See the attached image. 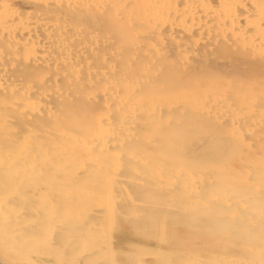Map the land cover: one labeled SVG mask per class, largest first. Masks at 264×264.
<instances>
[{
  "label": "bare ground",
  "instance_id": "bare-ground-1",
  "mask_svg": "<svg viewBox=\"0 0 264 264\" xmlns=\"http://www.w3.org/2000/svg\"><path fill=\"white\" fill-rule=\"evenodd\" d=\"M91 15L104 17L117 33L118 38L115 36V39H111L106 32L100 33L97 26L96 29L87 26L86 20L91 19ZM96 23L94 24L97 25ZM202 52L207 53L209 60L214 57V61L218 63L222 62L219 59H225L223 52L224 54L227 52V55L231 53L234 57L237 55V60L239 58L242 60L241 63H247L244 67L253 66L262 75L257 79L258 84H254V86L258 85V88L255 86L254 90V86L251 85L253 86L251 92L249 84L253 82L248 80L249 77L245 80L247 82L244 81L245 84L249 81V84L243 85L246 88H242L236 85L238 81H230L232 78L225 77L226 82L222 77L221 81V78H218L219 73L215 76L211 73L204 74V70H201L203 73L200 75L192 73L189 75L190 71L185 70L200 57ZM232 55H229V59ZM178 72L182 74L187 72L188 76L175 74ZM216 73L217 71L214 74ZM241 78H245V75ZM236 86L242 88L243 91L239 90L242 91L241 94L236 91L238 88ZM244 89L251 92L250 95L246 94ZM235 91L241 101L235 97ZM195 114L223 125L224 130L220 127L221 131L218 127L222 132L218 133L227 138L235 140L242 138L243 135L263 136L264 132L258 134L260 133L258 130L264 126V0H0V144L8 142L10 145L12 144L10 142H13L14 145V142H22V146L25 144L27 147L28 154L23 153L22 156L20 154V159L24 156L23 160L25 157L27 160H33L31 156L36 151H43L46 145L42 146V140L47 138L52 143L51 145L48 143V146H52L55 152L58 151L54 156L51 155L53 162H50L43 151L41 154L44 156L41 155V159L43 156L48 158L47 161L44 159L41 163L42 160H36L35 157L36 162L29 161L36 163L34 165L26 160V164H29L28 171L24 169L29 176L41 165L44 168H47L45 166L48 164L52 166V169L50 165L48 166V170H52L53 175L51 184L39 183L41 186L39 190L37 189V194L45 193L48 188L53 190L50 193L53 195V201L51 200L50 203L58 199L54 203H58L64 211L95 206L102 209L104 205L105 211L109 212L114 186L120 185L126 188L129 183L140 181L139 172L142 171L143 175L152 177L153 182L171 185L172 188L175 186L173 188L175 191L171 192H175L177 196L181 191L183 202L186 200L194 201V204L198 202L197 208H193L196 210L195 214L206 210L214 215L223 216L225 222L219 220L220 216H217L219 219L216 218V222L219 220L222 225L227 223V226H234L232 213L235 212V222L237 221L235 226L245 225L247 220L241 223L240 218L243 215L237 213V209H243L244 212L246 206L254 204L255 198L261 197L259 191L264 193V160L262 159L264 156L252 154L255 155L254 160L251 157V160L246 161V168L242 167L243 171H238L226 163L216 166L207 163L209 165L207 166L200 161L198 167L194 164L197 168L193 169L180 163L164 167L165 161L160 154L166 156L167 153L162 151L152 152L153 154L150 151L144 153L149 150L144 149L142 153L144 155L141 154L144 144H152L156 134L168 135L171 131L173 134L170 135L173 136L174 141L169 139V142H173L175 144L173 146L178 148L186 147V140L190 138L187 134L192 130L191 123L188 124L189 119L192 120L191 117L193 118ZM191 125L195 127L194 124ZM170 126L175 129L172 130ZM199 127L201 126L198 125L197 128ZM167 129L169 132L166 131ZM199 134L197 136L203 135V138H206L204 134ZM36 137L40 140L32 141ZM164 139L161 140V144L164 148H168V154L172 155L174 151L171 152L169 149L173 143H166ZM163 141L165 142L162 143ZM190 141L193 139H190L189 143ZM164 144H167V147ZM257 144L259 151L264 154V143L257 142ZM13 145L12 148L15 147ZM1 146L2 167L3 162L6 165L11 160L9 156L13 159L15 155V159H19L16 158L18 156L16 150L14 151L17 155L9 153L11 150L3 153L2 151L5 150L1 151ZM159 146L156 147L157 150L164 149L162 145ZM211 152L213 154V151ZM36 154L40 158L39 153ZM185 154L181 151V154L177 155L180 158L179 162L184 161V164L190 159ZM216 154L215 156L218 155ZM177 156L174 154L175 158ZM196 159L199 160L200 156ZM204 159L206 161L208 158ZM190 160L187 161L191 163L192 159ZM22 162L26 166L25 161ZM37 162H40V165ZM2 167L0 171H4ZM123 168L131 170L132 173L117 172V169ZM42 169L43 167L40 173ZM45 173L43 176L46 175ZM5 176H8L7 173ZM25 179L21 178L16 183L10 182L11 180L0 182V189L8 191L10 199L9 204L0 207V264H48L49 262L42 260L47 249L39 246L45 244L48 237L50 238L52 226L46 223V219L39 221L40 217H33L30 214L32 204L28 199L32 193L21 190L26 188ZM18 182H21V189ZM176 188L179 189L178 193ZM238 191L243 192L239 194ZM116 196L115 199L118 197ZM77 198L78 200L75 201ZM98 208H95L96 211L104 210ZM119 209L122 210V207ZM131 210L135 213V209L131 208ZM192 212L194 211H191L189 216ZM77 215L81 216V214ZM77 215L73 220H78ZM72 216L67 214L63 219L70 221L71 219L68 218ZM106 217L110 218L108 214ZM196 217L195 215L194 218ZM109 218L106 222H109ZM162 218L165 219L163 215ZM204 218L207 219V216ZM204 218L202 217V224ZM152 219L154 220V217ZM196 222L194 220V224ZM149 223L154 224V229L158 226L151 220L147 225ZM108 226L107 229L110 228L109 224ZM151 231H153L152 227ZM108 244L110 247V243ZM110 249L111 254L113 250ZM248 250L251 255L256 252L254 247ZM189 256L193 257V254ZM221 257L223 258L224 255ZM250 259L243 258L239 264H264V261L257 262Z\"/></svg>",
  "mask_w": 264,
  "mask_h": 264
},
{
  "label": "rangeland",
  "instance_id": "rangeland-1",
  "mask_svg": "<svg viewBox=\"0 0 264 264\" xmlns=\"http://www.w3.org/2000/svg\"><path fill=\"white\" fill-rule=\"evenodd\" d=\"M90 18L91 19L86 20L87 26H89V27L92 26V27H94V29H96V26H97L100 33L104 34V32H106V35H108L111 39H115V36L118 38L117 33H115L113 31V29H112L113 27L109 24V22L104 17H102L100 15H91ZM94 21H97V23ZM94 23H96L97 25H95ZM113 34H114V36H113ZM202 53H201L200 57L196 58L192 62V64L187 68V70H185V71H190V72H188V74L192 73V74L200 75V73L201 74L203 73L202 72L203 70H204V74L206 73L209 75L211 73V75L216 76L219 73L220 76H218V78H221L220 79L221 81H222V77H224V78L227 77L228 79L232 78L230 81H232V80H236L234 82L238 81L236 83V85H240V87H242V88H246V86L244 87L243 85L249 84V81H248V83L245 84V82H247L245 80H247L248 77H249L248 80L253 82V84L252 83L249 84L250 88H251L254 86V84H258L257 79L259 78V76H262L259 74V71L256 68L254 69L253 66L251 67L248 64L249 67H247L249 69L251 68L252 70L251 69L248 70L246 67H244V66H246L247 63L246 62L241 63L242 60H240L239 58L237 60L236 54H235L236 57H234L231 53L227 55L226 54L227 52H225V54L223 52L222 54L224 56L223 55L222 56L225 59H219V61H222V62L218 63V61L217 62L214 61L215 60L214 57H212V59L210 58L211 60H209V57H207V55H206L207 53H204V52H202ZM218 54H221V53H218ZM229 55L230 56L232 55L231 59H229L230 58ZM233 57H234V59H232ZM238 61H239V64H238ZM253 69H254V71H253ZM205 70L209 73H207ZM215 71H217L216 74H214ZM233 71H234V73H233ZM175 74H177L179 76H181V75L185 76V74H187V72H183V74L181 72L180 73L178 72ZM188 74H187V76H188ZM221 74H222V76H221ZM246 74L248 76H246ZM189 75H191V74H189ZM244 75H245V78L242 79L241 77H244ZM240 79H242V80H240ZM225 80L227 82L226 78L223 81H225ZM230 81L228 80V82H230ZM240 81H243V82H240ZM251 85H253V86H251ZM255 86L257 87L258 85H255ZM255 86H254V90L256 89ZM240 87L236 86L237 89L235 88L236 91L238 90L237 91L238 93H240V92L242 93V91H243L242 88H240ZM252 89L253 88H251V92L253 91ZM239 90H242V91L239 92ZM236 91H235V93H236ZM244 91L246 94L249 93L245 89H244ZM238 93L235 94V97H237V98L239 97V96H237ZM250 93L248 95H250ZM238 99H240V98H238ZM236 100L237 99H235V102H236ZM239 101H241V99ZM239 101H237V102H239ZM79 106L81 107L82 105H79ZM195 115H193V118L191 117L192 120L189 119V123H188V124H190V123L194 124L195 127H193L190 124V129L192 127V130H191L192 132L190 131V133L187 134L188 135L187 137H190L188 139V141L186 140V143H185V146L187 145L186 146L187 148L186 147L183 148L182 146L178 148V146L177 147L173 146V145H175L173 142H169V139H170V141H174L173 136L170 135V133L173 134V132L171 131L168 135H166V133H165L164 135L158 134V136H157V134H156L155 135L156 137L154 136L155 139L153 140L152 144L151 143L144 144L145 147L142 149L141 154L143 153L144 149L145 150L149 149L147 151H144V153L149 152V151L151 153L162 151V153L165 152L168 154V152H167L168 148L167 149L164 148L163 144H161V140L166 137V139H164L166 141V143L167 142L169 144L173 143L171 145V148L169 147L170 148L169 151L171 150V152L172 151H174V152L172 155L166 154V156H168V157L164 156L163 154H160V156H162V159L165 161L164 167L166 165H167V167H171V165H174L175 163H180V164H183L185 167L188 166V168L190 167L191 169H193L197 165H199L200 162H201V164H204V165H207V163L209 165L214 164V166L226 163L231 168L235 167V170L238 169V171H240V170H242L241 169L242 167L244 169L246 168V166H247L246 161L247 160H251V157L254 160L253 156H255V155H252V154H256V156H257V154H259L260 156L261 155L264 156V154L261 153L259 151V148L256 146L257 142L264 143V133H263L264 132V128H263L264 126L262 128L260 127L258 130V132H260L258 134L263 133L262 137L261 136H256V137L253 136L254 138H256V140L252 137V135H243L242 138H238L239 140L238 139L234 140L231 138H227L226 136H222V134H219V133H222L221 131L223 129L222 128L223 125H221L220 123L218 124V123H215V122H212V121L206 119L205 117H202L199 115L195 116ZM201 123H204V124H201ZM198 125L201 127L197 128ZM218 127L222 128V129L220 128L221 131H219ZM170 128L172 129L173 126L172 127L170 126ZM170 128H168V129L171 130ZM168 129L166 131H168ZM174 129H172V130H174ZM216 129H218V130H216ZM200 131H202V132H200ZM199 132H200V134H199ZM216 132H217V134H216ZM195 133H196V135H194ZM209 133H211L212 135ZM198 134L199 135L204 134V136L206 138H203V135L197 136ZM161 135L162 136L166 135V136L164 138H162ZM223 135H224V131H223ZM199 137H201V138H199ZM215 138H216V142H215ZM259 138H261L262 140H259ZM34 139H35V141H37V139L40 140L39 137H36V138H33L32 141H34ZM156 139H158V140H156ZM190 139L191 140L193 139V141H190V143H189ZM204 139L207 140V141L206 140L204 141L206 143L203 142ZM226 140H228L229 142ZM47 141H49V140L47 138H45L44 140H42L41 144H42V146L44 144H46L43 147V151H44V153H46L45 155L49 158L50 162H53L51 160V158H52L51 155L54 156L58 151L55 152L54 151L55 149L52 146L49 147L48 143H50V145L52 143L50 141L49 142H47ZM165 141H163L162 143H164ZM10 143H12V144L9 145L8 142H2L0 144V145H2L1 151H2V149H4L5 151H2V152L8 153L10 150L11 151L16 150L17 151L16 153H18V156H19V157L17 156L16 158H19V159H15V155H13L15 153V151L9 152V153H12V155L14 156L13 159H12V156H9V158H11V160L14 164L11 162V160H9L7 163L9 167L7 166V164L5 165L4 162H3V165H4L3 167H2V165H0V168L2 167V169L4 170V171H0V176H1L0 182L5 181V180H9V181L11 180L10 182L13 183V181H14L16 183L17 180L20 181L21 178L22 179L26 178L24 180V182H26L25 183L26 188L21 189V184H20L21 182L20 183L18 182V186H20L21 190H27V191H29L30 194L32 193V195L30 196V199H28V200H30V204H32L31 209L29 210L30 214L33 217H38V218L40 217V219H38L39 221L41 219H43V220L46 219L45 220L46 223H48L52 226L50 238L48 237V240H46L47 242L45 244H41L39 246V248L43 247L44 249H47V253L42 260L44 262L49 261L48 264H96V263L99 264L101 261L103 264H112V262L115 264H133V263L134 264H177V263H179V264H223V263L224 264H239L243 258L244 259H246V258L250 259L251 258L257 262L260 260L264 261V212H263V210H264V203H263L264 202V193L262 194V191H259V192H261V197L255 198L254 204H251L250 206H246L244 209L245 210L244 212L242 211L243 209H237V213L241 214V216L243 215V217H244V219H243V217L240 218L241 223L247 220L245 225L240 224V226H239V224H238L237 226H235L237 224V221L235 222V215H234L235 212L232 213L234 216L233 221L235 224H234V226L229 225L231 228L229 226H227L228 225L227 223L222 225V223L225 221L223 220V218H222L223 216H221V215H216V214L214 215V214H212L206 210H204L202 213L196 212V214H195L196 210L193 208H197L196 205L198 204V202H197V204L196 203L194 204L193 203L194 201L191 202V200L189 201L186 199H185L186 201L183 202L182 198H181L182 195H180L181 191H179L178 188H176V192L178 190L179 195L176 196L175 192H171V191H175V190H173V188L175 186L172 188L171 185L168 186V185L162 184L158 181L153 182L152 177L148 178V176H145V174L143 175V173H141L142 171L139 172V176L141 178L140 181L129 183L126 186V188L124 186L121 187L120 185L114 186V190H113L114 193L112 196L114 199L112 198V200H111L112 203H111V207L109 209V212L105 211V207H103L104 206L103 204H102L103 205L102 209H104L103 210L104 212L103 211H96L97 209H95V208H98L97 206L84 208L82 210H70V211L66 210V211H64L58 203H54V202H57L58 199H57V201L54 200V202L50 203L51 200L53 201V195L50 194L53 190L50 189L51 190L50 191L48 186L46 187V189L48 188L47 191L45 189V191H46L45 193H38L37 194V189L38 190L40 189V186L42 183L45 184L46 182H49V184H51V182H52V177H53V175L51 174L52 170H48L49 169L48 166L50 164H48V165H46V163L44 164V165H46L45 167H47V168H44V166L41 165V167H43V169H46V170L42 169V173H43V171H44V173L46 171V173H45L46 175H44V176H43L44 173L43 174L40 173L41 167L38 168V170L35 171L34 173L30 174L29 175L30 177L28 176V174H26L28 172H25V171H28L27 166L29 164H26L27 161L33 162L36 158H37L36 160H40L41 155L44 156V154H41V153H43V151L42 150L39 152L36 151L34 153V154L39 153L40 158L38 157L37 154H36V156H34V154H33L31 156L34 158L33 160H30V159L27 160L26 157L23 160L24 156L22 157V159H20V157L22 156L23 153H26L28 151L27 147H25V144H23V146H22V142L20 143L19 141H17V142H14L15 143L14 144L15 147H14L13 142H10ZM18 143H20V144H18ZM203 143L206 146L203 145ZM17 144H18V146H17ZM158 144L162 145L164 149L157 150L156 147L159 146ZM11 145H13L14 148H12ZM200 146H203V147H200ZM211 146L212 147L214 146V147L212 148ZM221 146H222V148H221ZM240 146H241V148H240ZM4 147H7V148H4ZM8 147H10L11 149ZM51 147L53 150L50 149ZM141 147H143V145ZM149 147L153 148V149H150ZM154 148H155V150H154ZM181 148H183L184 150ZM45 149H46V152H45ZM49 149H50V151H49ZM209 149H210V151H209ZM140 150H141V148H140ZM53 151H54V153H53ZM178 151H180V152L176 153ZM181 151L184 154L186 152L185 156L187 158L190 157V159H192L191 163H189L187 161L190 159L186 160V162H187V163L185 162L186 165L184 164V161H182L183 163H181V161L179 162L180 158H178L179 156H177V155L181 154ZM187 151H189L190 154ZM211 151H213V154ZM207 152H208V154H207ZM237 152H239V153H237ZM47 153L50 155L48 156ZM20 154H21V156H20ZM26 154H28V153H26ZM152 154H150V155H152ZM174 154H175V156H177V158L174 157ZM215 154L217 156H215ZM142 155H144V154H142ZM147 155H149V154H147ZM198 155L200 156L199 160L196 159L197 157L199 158ZM0 156H1V154H0ZM43 156L41 159L42 160L41 163H43L44 159H46ZM201 156H202V158H201ZM223 156H224V158H223ZM31 157H28V158H31ZM158 157H159V155H158ZM216 157L218 159H216ZM173 158L176 161L177 160L178 161L176 162ZM204 158H208V159L205 161ZM47 159H46V161H47ZM53 159H54V157H53ZM195 159L198 162H196ZM212 159H213V161H212ZM239 159H240V161H239ZM262 159L264 160V157ZM22 161H25L26 166H24V162H22ZM193 161H195V163ZM31 162H29V163H31ZM34 162H36V161H34ZM10 164H12V165H10ZM31 164L36 165V163H31ZM37 164L40 165V162L39 163L37 162ZM189 164H191V165H189ZM194 164L196 166H194ZM209 165H207V166H209ZM4 167H7V168H4ZM37 167H39V166H37ZM49 167H51L50 169H52L51 165ZM10 168H11V170H9ZM24 169H27V170L24 171ZM21 170H23V171H21ZM117 170H116L117 172L121 171L122 173H123V171H125L124 173H126V174L132 173V171L127 169V168H125V169L123 168L122 170H119V169H117ZM12 171H13V173H12ZM38 171H39L41 176H39ZM36 172L38 174H35ZM6 173L8 176H5ZM16 173H18L17 175H19L20 179L16 175ZM21 175H22V177H21ZM244 176L246 178V175H244ZM247 178H249V177L247 176ZM237 179H239V177H237ZM241 179H242V177H241ZM242 180H245V179H242ZM39 183H41V184H39ZM27 184L30 188H28ZM158 184H159V186H158ZM164 185H166V187ZM121 188H123L124 190L123 189L121 190ZM28 189H30V190H28ZM116 192L118 193V195ZM122 192H124L125 194ZM241 192H243V191H238L239 194H241ZM249 192H247V194H250ZM42 194H43V196H41ZM120 194L121 195L123 194L122 195L123 197ZM44 195H45V197H44ZM114 196H116L117 198L115 199ZM130 196H132V197L130 198ZM40 197H41V199H40ZM126 198H127V200L129 198L128 205H127ZM134 199H136V200H134ZM168 199H170V200H168ZM77 200H78V198L75 199V201H77ZM167 200H168V202L166 203ZM19 201L22 202L21 200H19ZM100 201L102 203V199ZM139 201H141V202H139ZM9 202H10V199L8 196V191H6L5 189H3V190L0 189V207L4 206L6 204H9ZM129 202L130 203L135 202V203H131V205H130ZM256 202H257V204H256ZM14 203L19 204L18 202H14ZM141 203H143V204H141ZM164 203L168 207H166V206L163 207L162 205H165ZM42 204H44L46 207ZM48 204H50V206ZM145 204H146V206H144ZM159 204L162 207H160ZM172 204L174 206H171ZM120 205H122L121 206L122 210L119 209V208H121ZM32 206H34V207H32ZM174 207L178 208V209L176 210ZM131 208L133 210L135 209L134 210L135 213L131 210ZM98 209L102 210V209H100V207ZM159 209H161V210H159ZM183 209L185 210V212ZM130 210H131V212H130ZM149 211H150V213H149ZM165 211L167 213H165ZM191 211H194L191 213V215L193 217L191 215H190L191 217L189 216ZM256 211L257 212L260 211V212L257 213ZM123 212L125 213V215H123ZM140 213L142 215H140ZM67 214L73 215L72 218H68V219H71L70 221H66L67 219L66 220L63 219L64 216H67ZM77 214H81V216H79ZM107 214H108V216H110V218L106 217ZM127 214H128V216H127ZM161 214L163 215V217H165V219L162 218ZM232 214L230 213L229 215L231 216ZM251 214H252V216H251ZM76 215L79 216L78 220H73V217ZM169 215H171V216H169ZM195 215L197 216L196 218H194ZM199 215H200V217H199ZM205 215L207 216V219L204 218V217H206ZM244 215H246V216H244ZM45 216L47 218H44ZM152 216L154 217V220L152 219L153 218ZM217 216L218 217L220 216V219ZM155 217H159V219L161 218L162 220L160 219L161 220L160 221L158 218L155 219ZM202 217L204 218L203 221L205 220L203 222V224H202ZM212 217H214L215 219L213 220ZM225 217H226V215H225ZM248 217H250V218H248ZM107 218L110 219L109 222H106ZM147 218L148 219L151 218L150 219L151 222H153V223L156 222L159 227L156 226V228L154 229V226H153L154 224L149 223L148 224V225H150L149 228H145L148 226L147 222L148 221L150 222V220H148ZM216 218L221 220V221L223 220L222 223L220 224L221 221L219 222V220H218V222H216L215 221V220H217ZM52 220H53V222H52ZM103 220H105V222ZM123 220H125V221H123ZM194 220H195V222L197 220L198 221L201 220V221L200 222L197 221L194 224ZM162 221H163V223H160ZM209 222H211L212 224ZM54 223H56L58 225L55 226ZM69 223H71V224H69ZM107 223L110 225L109 229H107V227H109ZM156 223H155V225H157ZM215 223H219V225L216 224L218 227L215 225ZM247 223H248V226H247ZM143 225H144V227H143ZM213 225H215V226H213ZM201 226H203V228ZM73 227H74V229H73ZM151 227H152L154 232L151 231ZM226 227L228 230H226ZM55 228L56 229L60 228V230H58V229L56 230ZM133 228L134 229L137 228V229L133 230ZM149 229H150V231H149ZM230 229H232V230H230ZM53 230H54V232H53ZM75 230L77 233H75ZM108 230H109V232H108ZM137 230H139V231L136 232ZM69 231H72L73 233L69 232ZM78 231H79V233H78ZM81 231H84V232H81ZM202 231H203V233H202ZM60 234H62L61 237H60ZM63 234H64L65 238L63 237ZM140 234H142L143 236ZM145 234H147L148 236H146ZM107 236H108V238L110 237L109 240H108ZM152 237H154V238L152 239ZM68 242L69 243L71 242V243L69 244ZM108 243H110V247H108L109 246ZM138 243H140V244H138ZM73 245H75V246H73ZM243 245H245V247ZM71 246H72V248H71ZM136 246L139 247V249ZM248 246H249V248L254 247L256 254L254 253V255H251L250 251L248 250L249 248H247ZM151 248H153V249H151ZM109 249L111 251L113 250V252L110 251L111 254L109 253ZM142 249H143V251H142ZM194 250H196V251H194ZM181 251H183V253ZM152 252L154 254H152ZM164 252H166V253H164ZM191 252H193V253H191ZM138 253H140L141 255H139ZM184 253L186 254L187 258L185 257ZM145 254H146V256H145ZM190 254L191 255L193 254V257L192 256L190 257L189 256ZM109 255H110L111 259L109 258ZM136 255H137V257H136ZM222 255H224L223 258L221 257ZM164 256L165 257L168 256L167 259ZM227 256H229L231 258H228ZM239 257L240 258L242 257V258L240 259ZM177 258H179V259H177ZM189 258H192V259L190 260ZM225 258H226V260H225ZM106 259L108 262L106 261ZM97 260L98 261L101 260V261L98 262ZM210 260H213V261H210ZM148 261H149V263H148ZM180 261H181V263H180ZM93 262H95V263H93ZM102 263H100V264H102ZM45 264H47V263H45Z\"/></svg>",
  "mask_w": 264,
  "mask_h": 264
}]
</instances>
